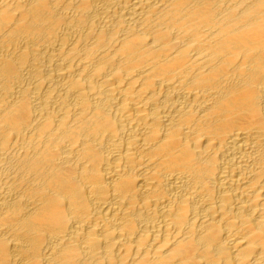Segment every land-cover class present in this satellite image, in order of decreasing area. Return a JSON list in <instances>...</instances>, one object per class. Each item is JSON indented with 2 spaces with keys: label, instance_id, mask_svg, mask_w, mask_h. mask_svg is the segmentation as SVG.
Returning a JSON list of instances; mask_svg holds the SVG:
<instances>
[{
  "label": "bare ground",
  "instance_id": "bare-ground-1",
  "mask_svg": "<svg viewBox=\"0 0 264 264\" xmlns=\"http://www.w3.org/2000/svg\"><path fill=\"white\" fill-rule=\"evenodd\" d=\"M0 264H264V0H0Z\"/></svg>",
  "mask_w": 264,
  "mask_h": 264
}]
</instances>
